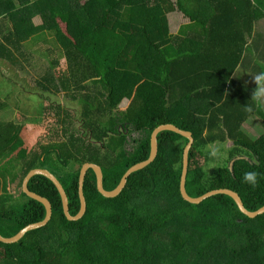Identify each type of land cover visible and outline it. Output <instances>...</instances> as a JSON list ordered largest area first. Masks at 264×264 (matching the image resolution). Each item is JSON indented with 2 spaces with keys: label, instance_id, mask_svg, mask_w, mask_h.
Returning <instances> with one entry per match:
<instances>
[{
  "label": "trees",
  "instance_id": "16d2710c",
  "mask_svg": "<svg viewBox=\"0 0 264 264\" xmlns=\"http://www.w3.org/2000/svg\"><path fill=\"white\" fill-rule=\"evenodd\" d=\"M259 9L264 10V0H0V18L19 14L25 21L40 15L56 36L68 64L60 88L73 99L78 96L84 129L65 140L66 128L59 133L57 127H34V137L0 122V152L12 157V185L19 178L21 187L29 171L50 165L75 216L85 163L101 168L103 188L112 191L128 169L148 159L152 132L170 124L194 139L185 184L190 197L227 189L247 211L263 207L264 111L255 90L234 78L254 37ZM201 11H210L203 21ZM173 12L193 24L198 39L188 40L185 27L177 36L169 34L167 15ZM22 28L9 35L0 31L1 60L10 62V46L20 49V37L41 30ZM123 100L128 103L120 110ZM251 118L260 122V134L243 131ZM61 122L57 125H66ZM130 141L134 146L128 150ZM226 142L231 143L227 161L209 172L205 166L213 157L208 147ZM187 143L175 133H160L155 160L131 174L113 199L97 191L95 174L88 170L86 212L78 221L66 219L51 181L31 178L28 189L49 201L51 219L15 244L0 242V264H264V214L250 219L225 195L200 205L181 197ZM252 171L259 173L256 187L244 181ZM5 184L0 182V202L12 192ZM21 194L27 200L19 209L0 205L5 238L45 217L40 203ZM154 238L164 241V254L148 250Z\"/></svg>",
  "mask_w": 264,
  "mask_h": 264
},
{
  "label": "rangeland",
  "instance_id": "374dc122",
  "mask_svg": "<svg viewBox=\"0 0 264 264\" xmlns=\"http://www.w3.org/2000/svg\"><path fill=\"white\" fill-rule=\"evenodd\" d=\"M258 11L264 10L259 9ZM259 16L261 17L262 15H258V17ZM16 25L18 26L17 29H19L21 25H23L22 29H26L24 28L26 22L23 23V21L19 20ZM17 29H14L13 33H15ZM258 31L262 32L261 35L251 44L252 47L249 48L244 55L246 57L245 61L249 60L248 62H250L248 64V69H246L245 65H242V69L238 70L234 76L236 80L254 89L257 97H259V94H264V27L260 28ZM7 71L11 72L12 70H9V67L4 65L2 69H0V72H6V74L8 73ZM257 77H260V79H257ZM0 89V103L3 101L5 104L3 108H0V122L13 123L16 126H20L22 134L35 137L36 134L32 131L34 127H39L42 130L56 129L57 127L59 133L66 128L67 133L64 138L66 140L71 133L80 135L81 132H84L83 127L79 123L81 107L78 96H76L74 100L72 94L52 95L51 93L37 88L34 82H30L26 79L21 80V82H19V87L17 86L13 89V87L10 86V82L0 78ZM258 103L264 111L263 96L259 97ZM65 115H71L72 118L66 120ZM59 121H66V125H57ZM242 129L248 135L251 133L260 134L262 131L260 122L254 118H251L246 124H243ZM84 134L86 136L85 139H88L89 136L86 133ZM137 138V135L132 136V139ZM41 143L45 144L46 142L41 141ZM133 146V142L130 141L127 145V149L131 150ZM230 147V142L208 147L207 151L210 152L213 157L205 166L209 172L213 166H223V163L228 159V150ZM37 149L38 145L36 147V150ZM11 159L12 157L9 158L7 154L0 152V182L3 184L6 183L4 185L5 190L12 191L8 195L9 198L6 199L5 202H0V205L8 210H16L19 209L20 204L27 199L21 194V187L18 186L19 178L17 182L12 185V182L15 180L12 179L14 170L12 168L13 162H11ZM44 169L50 170L53 173L56 171L50 165H45ZM215 170L216 169H214L213 172H215ZM19 174V176H21V173ZM148 250L150 252L164 254L167 247L164 241L154 238L150 241ZM180 256L183 255L181 254Z\"/></svg>",
  "mask_w": 264,
  "mask_h": 264
},
{
  "label": "crops",
  "instance_id": "0c3cea01",
  "mask_svg": "<svg viewBox=\"0 0 264 264\" xmlns=\"http://www.w3.org/2000/svg\"><path fill=\"white\" fill-rule=\"evenodd\" d=\"M29 1L34 2V0ZM85 1L78 0V3L84 4ZM15 3L17 2L15 1ZM15 11H19V9L16 8ZM263 12L264 11H261L258 14L262 15L261 17H258L257 15L253 31L254 37L249 42L250 48L252 47L251 44L254 43V41L257 40L258 36H260L262 33L258 30L264 27ZM10 13L11 12H8V14ZM201 13L202 14L200 16L202 17L203 21L204 17L209 15L210 11H201ZM16 15L20 16L19 14ZM28 19V16H26V20H23V23L26 22L25 26L27 31H30L32 28H37L36 30L41 28V30L32 32L29 38H27V34L25 35V37L19 38L20 49H17L22 51V55L19 54L17 49L14 50L10 46V49L14 53V58L10 62L0 59V69H2L4 65L6 67H9V70L12 71H7V74L6 72H0V78L10 82V86L13 87V89H15L17 86L19 87V82H21V80L26 79L30 82H34L37 88L44 90L47 93H51L52 95L67 94L64 89L60 88L59 81L60 79H63L64 77H66V75H68V64L64 57L62 49L59 47L58 43L55 40L56 36L50 31L51 29L49 28V26H43V20L40 15H36L31 19ZM167 19L169 25V34L171 36L179 35V30L185 27L186 35H184L188 38V40H192L194 38L198 39L199 36L194 34L195 27L192 28L193 24L190 23V21L186 19V17H184L180 12H173L168 14ZM17 22H19L18 17L13 18L12 20H5L3 18H0V31H3V33L7 35H9V33L11 32L13 33V30L17 29L18 27L16 25ZM21 27H23V25H21ZM32 40L34 41L32 42ZM170 43L172 44V42ZM244 58L246 59L245 56ZM248 61L249 60L243 62V64L246 66V69H248V64L250 63ZM242 65H240L238 70L242 69ZM260 96L264 97V94H259V97ZM1 102V104H4L3 101ZM127 103V100H123L119 106V109L124 110L127 106Z\"/></svg>",
  "mask_w": 264,
  "mask_h": 264
},
{
  "label": "water",
  "instance_id": "95a60500",
  "mask_svg": "<svg viewBox=\"0 0 264 264\" xmlns=\"http://www.w3.org/2000/svg\"><path fill=\"white\" fill-rule=\"evenodd\" d=\"M165 131L180 135L183 138L187 139V141H188L187 145L185 146V148L183 150V163H182V172H181V177H180V194H181V197L183 198V200L185 202L192 204V205H200L203 201H205V200H207L213 196L225 195V196L230 197L234 201V203L236 204L239 211L243 215H245L246 217H248L250 219H254V218L264 214V206L255 212L247 211L244 208L240 197L235 192L227 190V189L214 190V191L208 192V193L202 195L201 197H197V198L190 197L186 192L185 184H186V176H187V172H188V156H189V151H190V149L194 143V139H193L192 134L190 132L182 131V130L178 129L177 127H175L174 125L167 124V125H161V126L157 127L152 132L151 137H150V155H149L148 159L146 161L139 163L137 165H134L133 167L128 169L126 171V173L123 175V177L121 178L118 186L112 191H106L103 188V174H102L101 168L95 164H92V163H85L81 167L80 172H79L78 196H79V201H80V209L75 216L70 215L69 206H68V199H67L66 193H65L62 185L60 184V182L57 180V178L52 173H50L48 170H45V169H33V170L29 171L28 174L25 176V178L22 181L21 191L27 196V198L40 203L44 207L45 217L41 222L27 225L26 227L21 229L16 235H14L10 238H5L2 235H0V242L3 244H15V243L19 242L27 233L45 227L51 219L52 208H51V204L49 203V201L47 199L31 192L28 189V183H29L31 178H33L35 176H42V177H45L46 179H48L49 181H51L53 183V185L55 186V188L57 189L59 195H60L61 203H62V209H63V213H64V216L66 217V219L68 221H78L84 216V214L86 212V201H85V197L83 194V185H84L85 176H86L88 170H92L93 173L95 174L97 191L106 199L116 198L122 192V190L125 188L126 183H127V179L129 178V176L131 174L144 169L145 167L150 165L155 160L157 153H158L157 136L160 133L165 132Z\"/></svg>",
  "mask_w": 264,
  "mask_h": 264
},
{
  "label": "clouds",
  "instance_id": "9594fccd",
  "mask_svg": "<svg viewBox=\"0 0 264 264\" xmlns=\"http://www.w3.org/2000/svg\"><path fill=\"white\" fill-rule=\"evenodd\" d=\"M257 79H260V77H257ZM258 177H259V173L255 171L247 172L244 174V181L248 183L251 187H256L259 182Z\"/></svg>",
  "mask_w": 264,
  "mask_h": 264
}]
</instances>
